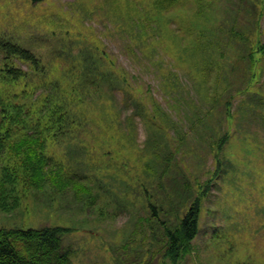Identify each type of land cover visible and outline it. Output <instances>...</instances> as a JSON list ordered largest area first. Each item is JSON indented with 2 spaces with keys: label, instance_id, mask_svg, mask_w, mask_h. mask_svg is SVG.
<instances>
[{
  "label": "rangeland",
  "instance_id": "rangeland-1",
  "mask_svg": "<svg viewBox=\"0 0 264 264\" xmlns=\"http://www.w3.org/2000/svg\"><path fill=\"white\" fill-rule=\"evenodd\" d=\"M131 1L0 0V38L32 49L67 93L78 67L83 77L103 68L108 82L101 84L118 82L104 85L82 108L68 106L85 124L70 132L76 142L61 148L94 200L58 180L14 209L0 208V228H69L62 242L74 250L70 264H157L164 252L161 222L173 227L196 184L210 181L198 235L179 264H264V67L256 91L236 97L227 117L225 99L248 79L242 46L215 32L206 34L204 50L190 45L199 29L219 19L227 28L253 26L246 18L252 6L209 0L195 15L194 0H185L165 15L160 32L149 30L138 43L130 36ZM195 69L206 78L195 79ZM103 94L112 96L121 115L106 132L82 113H96ZM226 133L229 139L217 151ZM148 196L162 206L158 219L147 208Z\"/></svg>",
  "mask_w": 264,
  "mask_h": 264
},
{
  "label": "trees",
  "instance_id": "trees-1",
  "mask_svg": "<svg viewBox=\"0 0 264 264\" xmlns=\"http://www.w3.org/2000/svg\"><path fill=\"white\" fill-rule=\"evenodd\" d=\"M41 1L31 0L32 4ZM184 2L185 0H132L130 9L133 14L130 17L129 27L132 32L131 40L140 43L139 39L146 38L149 30L161 31L167 24L164 20L165 15L172 14ZM207 2L209 0H194L195 7L191 8L194 10L193 14L201 15L203 6ZM244 2L252 6L246 18L253 26L249 23L239 29L236 28V24H231L227 28L228 23L219 19L216 26L213 21L199 29L190 44L196 46V50H204L208 46L204 45L206 34L215 32L218 36L225 33L224 36L232 41L229 43L242 46L241 53L244 54L241 58L245 60L244 70L248 79L242 89L225 99L227 117H231L229 108L236 97L256 91L252 87L258 82L264 67V27L260 24V19L264 15V0ZM176 39L179 41L178 38ZM218 39L220 47H224L220 37ZM22 66H26L27 69L23 70ZM80 68L78 67L71 77L70 84L85 79L87 82L82 83L83 85L76 83L69 86L67 93L61 80L50 78L51 68L47 74L32 49L11 39L0 38V208L14 209L15 206L20 205L22 199L31 197L37 191L42 192L45 185H54L55 181L56 184L59 181L65 184V188L69 187L68 183L71 187L75 186L77 196L92 195L87 185H84L87 183L81 184L82 181L77 178L76 165L70 164L64 157L66 156L64 149L61 148L66 141L76 142L75 138H70V132L79 130L85 124V121L72 117L68 106L74 104L75 107L82 108L91 100L93 102L94 96L101 95L104 85L110 88L118 87V82L116 83L113 78L112 82L115 84H101L108 82L106 79L108 73L103 72L105 70L103 68L95 71L93 75L96 77H91L93 75L83 77ZM214 70L215 65L212 66V71ZM194 72L198 74L194 75L195 79L197 76L206 78L204 72L196 69ZM61 87L62 96L59 95ZM84 87L87 88L85 93L82 92ZM217 87L216 84L209 90L215 93ZM125 100L122 98V103ZM95 102L100 104L96 113L88 110H83L82 113H90L86 121H98V128L106 132L107 126L118 122L121 115L110 94H103L101 99ZM122 133L120 132V136ZM229 136V133L222 136L217 143V151L224 148ZM91 146L94 152H98L95 145ZM218 156L215 155L216 171L221 165ZM166 160H169V157ZM210 187V181L196 184L197 192L194 199L181 215H176V223L173 227H167L161 222L164 252L163 259L161 258L157 264H179V260L188 252L190 242L199 232L201 199L205 198ZM62 188L59 191H63ZM148 199L147 208L151 216L158 219L162 206L152 196H148ZM68 231L69 228L61 226L1 227L0 264H70L75 254L74 250L70 246H64L62 242L63 234ZM246 264H254V262L247 261Z\"/></svg>",
  "mask_w": 264,
  "mask_h": 264
}]
</instances>
